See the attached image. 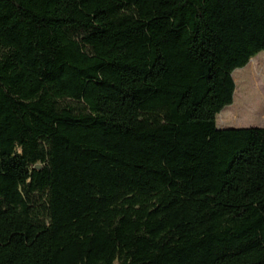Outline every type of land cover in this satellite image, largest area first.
Instances as JSON below:
<instances>
[{
    "label": "trees",
    "instance_id": "1",
    "mask_svg": "<svg viewBox=\"0 0 264 264\" xmlns=\"http://www.w3.org/2000/svg\"><path fill=\"white\" fill-rule=\"evenodd\" d=\"M262 52L264 0H0V264H264Z\"/></svg>",
    "mask_w": 264,
    "mask_h": 264
},
{
    "label": "rangeland",
    "instance_id": "2",
    "mask_svg": "<svg viewBox=\"0 0 264 264\" xmlns=\"http://www.w3.org/2000/svg\"><path fill=\"white\" fill-rule=\"evenodd\" d=\"M234 73L236 83L234 102L217 116L218 128H263L264 52L253 58L247 67Z\"/></svg>",
    "mask_w": 264,
    "mask_h": 264
},
{
    "label": "bare ground",
    "instance_id": "3",
    "mask_svg": "<svg viewBox=\"0 0 264 264\" xmlns=\"http://www.w3.org/2000/svg\"><path fill=\"white\" fill-rule=\"evenodd\" d=\"M233 78H235V73L233 74ZM228 126V125H227Z\"/></svg>",
    "mask_w": 264,
    "mask_h": 264
},
{
    "label": "crops",
    "instance_id": "4",
    "mask_svg": "<svg viewBox=\"0 0 264 264\" xmlns=\"http://www.w3.org/2000/svg\"><path fill=\"white\" fill-rule=\"evenodd\" d=\"M223 129V128H222Z\"/></svg>",
    "mask_w": 264,
    "mask_h": 264
}]
</instances>
